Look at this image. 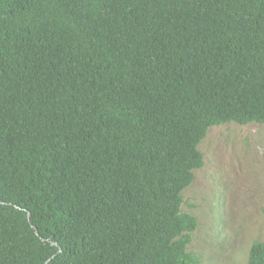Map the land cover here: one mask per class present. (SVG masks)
I'll use <instances>...</instances> for the list:
<instances>
[{
  "label": "trees",
  "instance_id": "trees-1",
  "mask_svg": "<svg viewBox=\"0 0 264 264\" xmlns=\"http://www.w3.org/2000/svg\"><path fill=\"white\" fill-rule=\"evenodd\" d=\"M231 123L264 125V0H0V264H199L182 194Z\"/></svg>",
  "mask_w": 264,
  "mask_h": 264
},
{
  "label": "rangeland",
  "instance_id": "rangeland-1",
  "mask_svg": "<svg viewBox=\"0 0 264 264\" xmlns=\"http://www.w3.org/2000/svg\"><path fill=\"white\" fill-rule=\"evenodd\" d=\"M197 150L204 166L182 194L197 222L186 251L199 264H246L264 243V125L209 128Z\"/></svg>",
  "mask_w": 264,
  "mask_h": 264
},
{
  "label": "water",
  "instance_id": "water-1",
  "mask_svg": "<svg viewBox=\"0 0 264 264\" xmlns=\"http://www.w3.org/2000/svg\"><path fill=\"white\" fill-rule=\"evenodd\" d=\"M58 253H60V252H58Z\"/></svg>",
  "mask_w": 264,
  "mask_h": 264
}]
</instances>
